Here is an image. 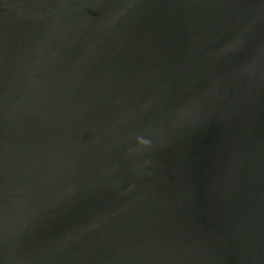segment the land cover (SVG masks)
<instances>
[{
	"label": "water",
	"instance_id": "water-1",
	"mask_svg": "<svg viewBox=\"0 0 264 264\" xmlns=\"http://www.w3.org/2000/svg\"><path fill=\"white\" fill-rule=\"evenodd\" d=\"M0 264H264V0H0Z\"/></svg>",
	"mask_w": 264,
	"mask_h": 264
}]
</instances>
